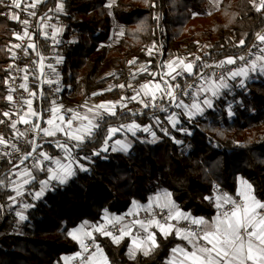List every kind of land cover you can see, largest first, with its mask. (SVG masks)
Returning a JSON list of instances; mask_svg holds the SVG:
<instances>
[{
    "label": "trees",
    "instance_id": "16d2710c",
    "mask_svg": "<svg viewBox=\"0 0 264 264\" xmlns=\"http://www.w3.org/2000/svg\"><path fill=\"white\" fill-rule=\"evenodd\" d=\"M57 1L46 0L44 9L55 7ZM207 3L117 0L112 14L124 27V35L117 44L109 45L113 16L108 0H64L65 12L58 15L67 19L69 26L61 43L43 40L45 53L54 49L64 56V89L59 102L83 110L87 101L116 99L118 86L131 80L128 72L132 59L150 63L152 70L158 68L161 53L149 55L154 44L163 45L162 60L208 45L196 61L193 74L177 79L182 87L203 65L244 56L264 30V0H222L212 12L205 10ZM10 4L11 0H4V6H0V12L7 13L0 15V136L16 145L18 135L4 115L9 107L6 78L9 48L23 27L9 18L14 8L8 7ZM150 77L151 73H142L132 81L142 83ZM36 81L34 77L31 90H36ZM111 85L115 87L111 89ZM44 96V109L48 110L52 104L47 91ZM214 102L193 121L183 120L179 131L165 134L157 127L156 143L146 134L135 140L130 151L94 155L104 145L110 126L131 121L148 124L154 116L145 108L142 113L119 111L107 117L93 138L75 149L79 157H90L88 169L77 170L66 183H56L24 211L26 220H19L15 205L8 199L13 195L12 184L0 188V205L4 206L0 208V264H54L62 255L79 249V243L69 235L71 229L82 222L97 225L105 211L120 215L133 202L144 204L160 190H169L184 211L208 219L217 212L213 187L221 185L234 195L240 176L251 182L257 199L264 201V76L249 79L244 87L234 82ZM44 148L52 156L59 154L51 144ZM8 167L2 166L0 178L12 181L13 170L3 173ZM37 184L29 188H37ZM97 238L109 264H165L169 249L181 242L175 235L165 239L157 233L159 247L133 258L128 254V239L117 244L109 236Z\"/></svg>",
    "mask_w": 264,
    "mask_h": 264
},
{
    "label": "snow or ice",
    "instance_id": "6c2138e0",
    "mask_svg": "<svg viewBox=\"0 0 264 264\" xmlns=\"http://www.w3.org/2000/svg\"><path fill=\"white\" fill-rule=\"evenodd\" d=\"M0 6H4V0H0ZM110 6V5H109ZM8 7L20 8V0H11V4ZM25 11L28 16H36L35 11ZM31 8L36 7V3L33 2L30 5ZM264 7V3L261 4ZM64 10L63 3H57L55 6V12H62ZM259 10V8L257 9ZM53 11V10H50ZM0 15H7V13L0 12ZM10 19L19 21L23 26V34H16L17 39L24 40L27 38L29 43L23 49L25 55L28 54V49L36 50V44L32 43V34L29 32L30 21L28 19L20 20L19 15L12 14ZM52 17H41L40 24L38 28L51 29V33L44 31V39H52L54 44L61 43L57 39L59 33L63 30L62 28L56 27V25L51 24ZM46 21H49L46 23ZM123 33H121L122 35ZM258 41L264 43V35H258ZM241 44L244 41H240ZM16 48H20V44L14 45ZM257 47V45H253ZM260 53L255 55V59L249 60L248 57L241 56L238 58H228L225 61H221L218 65L223 68L225 64L233 65L236 60L243 62V65L236 68L235 70H226L225 74L220 76L218 79L219 83L214 80L211 81L209 87L196 88V95L198 96L201 92L211 91L213 97H219L221 95L220 89H228L230 85L227 80H236L238 77L248 78L251 72L264 73V48L260 49ZM151 55V52H149ZM253 55V53H249ZM15 56V53H13ZM37 56L40 57V68L41 74L43 75L44 68V57L37 52ZM199 59V58H197ZM57 63L62 62V58L57 57ZM132 63V62H129ZM47 67L55 72L53 65L48 64ZM161 67H166L168 71L166 72H155L151 73L153 78L157 75L161 76V81L156 82L154 85L149 82L142 84L139 89L136 90V95L130 97L131 100H137L140 93H143L144 97L149 99L148 103L144 100H140V103L144 104L145 108L153 107L160 108V104L157 103L158 100L163 101L165 98L171 103H174L177 108L185 109L187 114L191 116L202 115L204 107L212 108V100L208 96L200 101L192 102L190 105L185 104L182 99L177 98V93L180 95H191V89L195 87L194 84H185L183 87L181 84L176 83L175 85L169 83V80L164 79V77H170L172 81H175L178 76L188 73L193 74V63H185L184 60L171 61L166 65H161ZM203 67H211V65H203ZM25 71H27L25 69ZM146 71V70H145ZM202 81L209 83L211 76L214 74H202L197 73ZM25 80L28 79L27 76L24 77ZM49 84L52 81H47ZM58 83V81H57ZM240 87H244V79L239 82ZM20 88L26 89V84H20ZM124 87V85H120ZM130 87V85H129ZM59 91V89H55ZM30 95H34L30 93ZM9 101L12 100V96L7 97ZM28 105L27 116L40 117V114L33 110L31 100L25 101ZM112 105L109 103L108 108L105 109V104L101 103L96 106L97 111L93 112V109L88 111L92 113L91 118L88 115L81 116L78 112H73L68 109L67 112L71 113L70 118L65 122V116L60 115L57 107L55 106V101L52 102L51 112L52 118L46 120L47 125L50 127L40 128L38 123L33 124L29 119L24 116L20 117V121L26 125H30L31 130L36 131L37 134L43 133L44 137H56L57 133H64L68 140L75 141L76 143L72 147H79L80 144L86 139L94 135L95 130L100 128L98 122L99 119L104 118L103 112L100 109H105L109 114L115 115L112 110ZM231 105H229V115H233L231 112ZM161 111H167V108H162ZM8 116V113H4ZM59 121V122H57ZM73 121H80L79 125L73 128ZM86 121L87 123H84ZM169 121L173 128L179 123V116L176 113H172L169 116ZM17 121H13L11 127L16 128ZM157 123H159V118H157ZM66 124V127L64 126ZM140 127L139 125H129L128 130L135 135V129ZM118 128H109L107 131V139L105 144L108 143V139H111L115 135ZM180 129H177L179 131ZM144 132H150V126H144L142 128ZM165 134H168L167 129H162ZM27 133H19V136H24ZM153 137H155V132H152ZM32 143V151L27 152L21 159V164L25 161L32 159L33 163L30 167H25L22 172L17 171L13 174L17 177L23 178V184L13 188L15 191V196H8V199L15 204L17 202V197L22 196L24 193L21 191L23 185H28L32 181L37 180L36 173L44 172L47 179L40 180V189L35 192V198L39 199L44 191L49 187L51 181L55 180L59 183H66L68 178L75 174L73 165L78 164L76 157L72 155L71 147L67 142L61 143L59 140H45V143H54L55 146L61 149L68 163H62L61 159L57 158L52 161V158L44 152H36V149L41 147L39 144ZM0 144H5L6 141L2 136H0ZM15 147V145H6ZM130 145L127 142L117 140L112 145V151H127ZM107 147L104 151H107ZM33 153H36L35 155ZM8 155V153H5ZM94 155H99V152L94 153ZM83 159L88 160L90 157H84ZM43 161H51L54 163L55 168L47 167L43 164ZM14 168H18V165H14ZM81 170H87L83 165H79ZM9 183L18 184V181H8L6 177L0 178V188H7ZM239 200L233 196L223 193L221 191L220 195L215 197V207L217 209V214L211 218V220L205 219L204 217H192L190 213H185L181 211L175 201L172 199V194L167 190H160L154 196L149 197L147 204H139V202H133L136 211L129 212L127 215L137 216L140 211H143L146 215L143 219H133L129 223L124 222V217L113 216L111 218L105 217V223L93 227V231L98 232L104 236H109L112 240L119 244L120 241L125 237H131V246L129 247L128 254L134 258L136 251H142L144 255H148L150 251H154L159 247L157 243V233L151 229L155 228L159 231L161 236L167 239L169 236L175 234V236L186 244H177L171 249H169V256L166 258L165 264H264V202L256 199L255 195L252 193V186L246 181L241 182V188L236 194ZM206 199H211L206 197ZM0 205V208H3ZM32 207V205L25 204L24 208ZM16 215L19 220L23 221L27 219V216L23 214L22 211H17ZM175 221V223H173ZM189 222L186 226L181 227L180 222ZM119 226V235L113 234L109 230L110 226ZM195 226V227H192ZM88 227L87 222L81 226V229L76 231L81 232V236L77 237L75 233H69L73 239H79L80 245L83 252H88L87 245L85 244V239H90L93 243L94 251L88 256L83 257L82 253H77V257H81L80 264H109L107 256L104 254L103 249L95 243V238L92 235V231H83L84 228ZM133 228H136V232L133 233ZM66 260L72 258H65Z\"/></svg>",
    "mask_w": 264,
    "mask_h": 264
},
{
    "label": "built area",
    "instance_id": "2783aa9c",
    "mask_svg": "<svg viewBox=\"0 0 264 264\" xmlns=\"http://www.w3.org/2000/svg\"><path fill=\"white\" fill-rule=\"evenodd\" d=\"M46 0H41L40 2H38V4L36 5V7L33 9L30 7H27V11H35L36 12V16H28L27 12L25 11L26 7H21L18 9V15L20 17V20H24V19H28L30 21V25H29V32L32 34V43L36 44V50L34 51L33 49H28V54L25 55L24 53V48L27 46V44L29 43V41L27 40V38H25L24 40H18L17 42H15L14 45L16 44H20L21 47L20 48H16L14 47V45H11L9 50L11 52V59L10 62L7 66V70H8V75L6 78V87H7V97L9 95L12 96V100L9 101L8 99V104L9 107L6 110L5 113H8L9 115L7 116L10 121L11 124L13 121H17L16 123V128L14 129L15 132L17 133V135L19 133H27L24 136H19L18 135V142L15 145V147H9L8 149L6 148L4 151L0 152V170L2 168V166L4 164H9V167L7 169H5L3 171V173L7 172V170H14L15 168L13 167L14 165H18V166H22V165H28L31 166V164L33 163L32 159L30 158L29 160L25 161L24 164H21V159L23 158V156L27 153L32 151V143L34 142L35 144H39L41 145V147H39L38 149H36V152H44L46 154H48L51 158L52 161H54L56 158L54 156H52L45 148L44 145L48 144L45 143V137L43 136V133H39L37 134L36 131L31 130L30 125H26L20 121V117L24 116V112L26 111L25 109L28 108L27 103H25V101H28L29 97H30V92L33 93V99L35 100V104L37 105V111L40 114V117L37 118V120H30L31 123L36 124L38 123L40 125V128L42 126V121L43 118L45 116H51L52 112H51V108L48 110L44 109V103H43V99L45 98V93L46 91L48 92V97H49V101L52 102L55 101V104H57L61 98V93L64 89V84H63V78H62V72H61V65L63 64L64 61V56L63 54L60 55L56 52V50L52 49L51 51H49V53H45L44 52V35H43V29L44 28H38L37 26L40 24V20L41 17H52L50 23L56 25V27L62 28L63 30H67L68 26H69V22L67 19L62 18L59 15H55L54 13H52L53 10L52 6L47 7L46 9H44V4H45ZM49 21H46V23ZM22 30H24V26L22 25ZM62 30V31H63ZM51 33V29L49 28L48 30ZM61 31L60 36L62 37L64 34ZM23 34V33H22ZM259 35H264V30L261 31V33ZM50 42L52 44H54L51 39ZM57 45V44H55ZM253 45H257V47H253ZM155 48H153L151 50L152 54H157V53H161L160 56V60L163 58V45H157L154 44ZM261 48H263V44L261 42L258 41V38L256 39V41L252 44V46L247 50V52L244 54L245 57H248L249 60L251 59H255V55H258L257 50H260ZM37 52L40 53L41 56H43L45 59L43 61L44 63V68H43V75L41 74V68H40V57L37 56ZM253 53V55H249V53ZM13 53H15V56H13ZM57 57L62 58V62L61 63H57L56 59ZM235 59V58H234ZM221 61H225L221 60ZM216 62V63H209L207 65H211V67H203L199 73L202 74H214V76H211V79H215V78H219L220 76L224 75L226 70H235L236 68L240 67L243 65V62L240 60H236V63L233 65H227L225 64L223 68L219 67L218 65L220 64V62ZM48 64L53 65V67L55 68V72H53L51 69H49L47 67ZM25 69L27 71H25ZM132 74L130 72H128V76L130 77ZM27 76L28 79L25 80L24 77ZM259 76L258 72L254 73L251 77L252 79H257ZM36 77L37 78V88L36 90H31V84L33 82V78ZM52 81L51 84H49L47 81ZM58 81V83H57ZM26 84L27 88L26 89H22L19 87L20 84ZM176 84V82H175ZM187 84H194L195 87L193 89L190 90V92L192 93L191 95H180L179 93H177V95L182 96L185 100V102L187 104H191L192 102H194V100L196 101V88L201 87L202 84H205L204 81H202V79L200 78L199 75H195ZM55 89H59V91H55ZM157 103H159V101H157ZM160 104V103H159ZM153 108V107H151ZM145 108L140 107V106H135V105H129L127 108L124 109L123 112H128V113H142L144 111ZM107 117H105L103 119L99 120V124L101 125V123L106 119ZM158 128L162 131V129H167L168 130V134L172 133V129L169 127V125L166 123V121H161L158 123ZM99 130L96 129L95 133ZM164 132V131H163ZM94 133V135H95ZM92 135L89 138H86L85 141L90 140L91 138H93ZM63 134H58L57 138H63ZM83 141V142H85ZM78 148V147H77ZM5 153H8V155H5ZM34 155L36 153H33ZM43 164L46 165L47 167H52L55 168L54 163H52L51 161H43ZM15 177V175H14ZM57 182L55 180L51 181L50 184V189H52L54 187V185ZM221 191L223 193H227V190L222 187L221 185H215L213 187V198H214V202H215V197L220 195ZM238 200V199H237ZM35 201H32L30 205L34 204ZM2 205V204H1ZM132 211H136V210H131L128 209L126 211H124L122 214H120V217H124V222L125 223H129L131 222L133 219H143L145 217V213L143 211L139 212V215L137 216H132V215H127L129 212ZM14 212H17V210H15ZM173 223H175V221H173ZM189 222H184L181 221L180 222V226L184 227L188 224ZM195 227V226H192ZM111 232H113V234L115 235H119V226H110L109 229ZM96 241V240H95ZM85 244L87 245L88 248V252H83L81 245L79 246V249L77 252H75L74 255V264H80V260L81 257H77L76 254L77 253H82L83 257L88 256L90 253H92L94 251V247H93V243L90 239H85ZM96 243V242H95Z\"/></svg>",
    "mask_w": 264,
    "mask_h": 264
},
{
    "label": "crops",
    "instance_id": "0c3cea01",
    "mask_svg": "<svg viewBox=\"0 0 264 264\" xmlns=\"http://www.w3.org/2000/svg\"><path fill=\"white\" fill-rule=\"evenodd\" d=\"M33 1H36V0H33ZM33 1L32 0H20V6L22 5V4H26V3H28V5H31L32 3H33ZM58 3V2H57ZM52 8H53V12L52 13H57V12H55L54 11V9H55V7H53L52 6ZM46 9V8H45ZM16 11H17V8H13L11 11H10V15L9 16H11L12 14H17L16 13ZM64 11H65V4H64V10L62 11V12H60L59 14H61V13H64ZM56 15V14H55ZM120 28H121V26H120ZM49 29H43V32L44 31H48ZM66 31L67 30H63L62 32H63V34H65L66 33ZM124 28H121V32H119V36H115V26H114V28H113V30H112V33L114 34V37L113 38H109V45H115V44H117L121 39H122V37H123V35H124ZM49 32V31H48ZM123 32V34L121 35V33ZM20 35H22V33H23V30H21L20 32H18ZM49 34H50V32H49ZM60 34H61V32L59 33V35L57 36V39L58 40H60V41H62V37L60 36ZM111 36H112V34H111ZM49 39H51V38H49ZM72 39H76V36L75 35H73V38ZM19 39H17V36H16V41L15 42H17ZM51 41H52V39H51ZM15 42H12V45H14L15 44ZM53 42V41H52ZM263 44V48H264V43H262ZM207 47H208V45H207ZM207 49V48H206ZM199 53V50H197L196 52H193V53H188V54H186L185 55V53H184V55H182V56H180V57H176V58H174V59H166V60H159V62H158V68L156 69V70H152L151 69V66H150V63H135V59H132L131 60V62L133 63L132 65V67L130 68V70H129V72L132 74L131 76H130V78H131V80L128 82V83H125V84H120V85H124V87H120V85L118 86V88H119V96L116 98V99H109V100H105V101H100V102H97V101H87L86 103H85V105H84V107H83V110H79V108L78 109H74V108H72V107H70V108H68L65 104H63V103H61V102H58L57 104H55V106L57 107V109H58V112H59V114L60 115H64L65 116V122L67 121V119L68 118H70V116H71V113L70 112H67V110L68 109H71L73 112H78L81 116H84V115H88L90 118H91V115H92V113H90L88 110L91 108V109H93V112H95V111H97V109H96V106L97 105H100L101 103H104L105 104V109H107L108 108V105H109V103H111V105L113 106L112 107V110L115 112V114L117 113V112H122V111H124V109L125 108H127L129 105H135V106H140V107H143L144 106V104H142V103H140V100H144L145 101V103H148L149 102V99L147 98V97H144L143 96V93L141 92L140 93V96H139V98L137 99V100H131L130 99V97H132V96H134V95H136V90L137 89H139L140 88V86L142 85V84H146V83H149V82H151L153 85L156 83V82H160L161 81V76H159V75H157L155 78H153V76L152 77H150V79L149 80H147V81H144V82H142V83H136V82H134V81H132V77H135L136 75H138V74H142V73H152V71H153V73H155V72H166V71H168V69L166 68V67H161V65L163 64V65H166L168 62H171V61H178V60H184L185 61V63H193V65H194V67H193V72H194V69H195V63H196V61L198 60L197 58H200L201 56H203V54H198ZM257 53L258 54H261L260 53V50H257ZM230 58H232V57H230ZM228 58H226L225 60H227ZM146 70V71H145ZM258 72V71H257ZM254 73H256V72H251L250 74H249V77L248 78H241V77H238L236 80H231V79H228L227 80V82H228V84L231 86L234 82H237V84H239V82H240V80L241 79H244V85L246 84V82L249 80V79H252V75L254 74ZM186 74H188V73H184V75H186ZM258 74H259V76H264V73H260V72H258ZM183 76V75H182ZM179 77H181V76H178L177 78H176V80L175 81H172L171 80V78L170 77H164V79H167V80H169V83H171V84H173V85H175V82L177 81V79L179 78ZM212 80H214L216 83H219V81H218V79L217 78H215V79H211L210 81H209V83H205V84H203V86L204 87H209V84L211 83V81ZM129 85H130V87H129ZM115 87V85H111L110 86V88L111 89H113ZM229 89V88H228ZM228 89H220V92H221V95H222V93L225 91V90H228ZM220 95V96H221ZM204 96H208L211 100H212V103H213V106H214V101L218 98V97H213L212 95H211V91H209V92H207V93H205V92H201L198 96L196 95V101L198 102V101H200V100H202L203 98H204ZM32 97H29V99L28 100H31V102H32V108H33V110H35L36 112H38L37 110V107H36V104H35V100L33 99H31ZM177 98L178 99H182L183 101H184V103L185 104H187L186 102H185V100H184V98L182 97V96H179V95H177ZM159 101V103H160V108H151V107H149V108H146V109H150L151 110V114L154 116L153 117V121L151 122V123H148V124H140V123H138V122H136V121H131V122H128V123H124V124H118V125H112V126H110L109 128H118V129H120L119 131H117L116 133H115V135L114 136H112L111 137V139H108V143L107 144H105L104 143V145L101 147V149H100V151H96V152H103V153H106V152H109V151H112V145L114 144V142L115 141H117V140H120V141H123V142H127L130 146L128 147V149H127V151H130L131 149H132V147L134 146V144H135V140L136 139H142V136L143 135H146V134H148L149 135V139H150V141H152V142H154V143H156L158 140H159V137H158V135H157V132H155L156 131V128L158 127V123H157V118H159V122H161V121H166V123L169 125V127L174 131V130H177V129H180L181 127H182V122H183V120H187V121H193L195 118H197L198 116H200V114H198V115H195V116H189L188 114H187V112L185 111V109H182V108H177L176 106H175V104L174 103H171V102H169L168 100H167V98H165L163 101H161V100H158ZM190 105V104H189ZM202 107H204V111H203V113L207 110V109H209V108H207L206 106H203L202 105ZM162 108H167V111H161V109ZM105 109H100L99 111H101V112H103V114L105 115V117H109V116H113V115H111V114H109ZM26 111L24 112V117L26 118V119H29V120H37V117H35V116H27L26 115V113H28V108L27 109H25ZM172 113H176V114H178V116H179V123L176 125V128H173L172 127V124H171V122L169 121V116L172 114ZM49 118H52V115L51 116H45L44 118H43V121L41 122L42 123V126H41V128H44V127H50L49 125H47V123H46V120L47 119H49ZM100 120V119H99ZM99 120H98V122H99ZM57 122H59V121H57ZM79 123H80V121H73V128H75V127H77L78 125H79ZM84 123H87L86 121H84ZM133 124H135V125H139L140 127H138V128H136L135 129V135H133L132 134V132L131 131H129L128 130V126L129 125H133ZM65 127H66V124L64 125ZM144 126H150L151 127V131L150 132H144V131H142V128L144 127ZM152 132H155V137H153V135H152ZM58 134H63L64 135V133H57V135ZM57 135H56V137H45V139L46 140H49V141H51V140H59L61 143H64V142H67L68 144H69V146L71 147V151H72V155L74 156V157H76L77 158V160H78V164H76V165H73V167H74V170H75V173L77 172V170H79L80 169V167H79V165H83L84 166V168H86V169H88V165H87V162L88 161H90V159H88V160H85V159H83L84 158V156H82V157H79L77 154H76V151H75V149H78L77 147H72V145H74L76 142L75 141H71V140H68V138L64 135L63 136V138H57ZM5 140V139H4ZM6 141V140H5ZM85 141V140H84ZM83 143V142H82ZM48 144H51V146H52V150L53 151H58L59 152V154L58 155H55L54 157L57 159V158H59V159H61V161H62V163H68V159L66 158V156H65V153L61 150V149H59V148H57L56 146H55V144L54 143H48ZM6 145H10L9 144V142H7L6 141ZM5 144H0V152L1 151H4L6 148H8V147H11V146H6ZM105 147H107V151H104V148ZM127 151H124V152H127ZM95 152V153H96ZM25 167H30V166H28L27 164L26 165H22V166H19L18 168H15L13 171H12V174L14 173V172H17V171H20V172H22V170L25 168ZM14 175V174H13ZM36 175H37V180H35V181H32V183H34V182H37L38 184V186H37V188H34V189H30L29 188V186L32 184V183H30V184H28V185H23V187L21 188V191L24 193L22 196H20V197H17L16 199H17V202L15 203V204H13L11 201V204L12 205H15V207H16V210L17 211H22L23 212V214H25L24 213V211L27 209V208H24V205L25 204H31V202L32 201H36V200H38L37 198H35V192L36 191H39V189H40V184H39V181L40 180H45V179H47V176H46V174L44 173V172H38V173H36ZM44 176L42 179L40 178V180H39V177L40 176ZM72 177V176H71ZM70 177V178H71ZM70 178H68V179H70ZM12 181H18V184H12L11 185V189H12V191H13V188L14 187H17V186H19V185H22L23 184V178L22 177H17V176H15L14 178H13V180ZM68 181V180H67ZM242 181H246L248 184H250L251 186H252V193H253V195H255L254 194V187H253V185L251 184V182L248 180V179H246V178H244V177H242V176H240L239 178H238V186H237V190H236V193L233 195V194H228V195H230V196H233L234 198H236V199H238L239 200V197L236 195L237 193H238V191H239V189L241 188V182ZM57 183H59L58 181H56ZM51 184V183H50ZM50 189V185H49V187L44 191V193H43V195L40 197V198H42L46 193H47V191ZM165 190H167V189H165ZM168 192H170L169 190H167ZM171 193V192H170ZM172 194V193H171ZM16 195V193H15V191H13V195L12 196H15ZM155 195V194H154ZM153 195V196H154ZM256 197V196H255ZM39 198V199H40ZM172 199H173V197H172ZM256 199H257V197H256ZM174 200V199H173ZM137 202V201H136ZM261 202H264V201H261ZM148 202H146V203H144V204H147ZM139 204H141V203H139ZM143 205V204H142ZM179 207V206H178ZM29 208V207H28ZM179 209L181 210V211H183V212H185V213H190V212H186V211H184L183 209H181L180 207H179ZM131 210H136L135 208H134V204H132L131 205ZM191 214V213H190ZM216 214H217V212H216ZM215 214V215H216ZM214 215V216H215ZM108 217V218H111V217H113V216H116V217H120L121 215H117V214H115V213H112V212H110L109 213V211H105L104 212V214H103V217H102V220H101V222H99V223H97V225H96V223L95 224H91V223H89V222H87V224H88V227H86V228H84L83 229V231H92V235H93V237L95 238V242H96V244H98L99 246H100V244H99V242H98V236H104V235H102V234H100V233H98V232H95V231H93V227H95V226H98V225H101V224H104L105 223V217ZM191 216L192 217H195V216H193L192 214H191ZM214 216H212V217H214ZM198 217H201V216H197V218ZM211 217V218H212ZM205 218V217H204ZM211 218H205V219H208V220H211ZM85 224V222H82V223H80L76 228H73V229H71V231H70V233H75V235L77 236V237H80L81 236V232H79V231H76V230H78V229H81V226L82 225H84ZM109 229H110V227H109ZM136 228H133V233H135L136 232ZM152 231H155L156 233H159V231L157 230V229H155V228H153V229H151ZM173 235H175L174 233H173ZM71 236V235H70ZM72 237V236H71ZM73 238V237H72ZM111 238V237H110ZM124 239H128L129 241H130V246H131V237H129V236H125L121 241H123ZM179 239V238H178ZM76 242H78L79 243V245H80V240L79 239H74ZM181 240V239H180ZM120 241V242H121ZM114 242V241H113ZM178 244H186V242L185 241H182L181 240V242L180 243H178ZM177 245V244H176ZM129 246V247H130ZM101 247V246H100ZM102 248V247H101ZM103 249V248H102ZM103 252H104V254L106 255V253H105V251H104V249H103ZM152 251H150L149 253H151ZM138 253H143L142 251H136L135 252V255H137ZM144 254V253H143ZM74 255H75V252L74 253H72L71 255L70 254H64V255H62L61 257H60V259L58 260L57 259V261L54 263V264H74V262H73V260H74ZM107 256V255H106ZM72 258V259H69V260H66L65 258ZM108 258V257H107ZM108 261H109V259H108Z\"/></svg>",
    "mask_w": 264,
    "mask_h": 264
},
{
    "label": "rangeland",
    "instance_id": "374dc122",
    "mask_svg": "<svg viewBox=\"0 0 264 264\" xmlns=\"http://www.w3.org/2000/svg\"><path fill=\"white\" fill-rule=\"evenodd\" d=\"M33 1V0H32ZM41 0H36V1H33V2H35L36 3V5L38 4V2H40ZM116 1L117 0H108V7H109V10H110V13L112 14V7L115 5V3H116ZM221 1L222 0H208V3H207V5H206V8H205V10L207 11V12H212V11H215L216 9H218L219 8V6H220V3H221ZM58 3H63L64 4V0H58L57 1ZM110 5V6H109ZM26 6H29L28 5V3H24V4H22L21 5V7H26ZM18 9L19 8H17V11H16V13H18ZM65 12V11H64ZM60 12H57V13H55L56 15H58ZM18 15V14H17ZM112 16H113V14H112ZM112 24H113V28H114V26H115V36L117 35V36H119V32H121V28H124L122 25H119L120 23L115 19V17L113 16L112 17ZM120 26H121V28H120ZM124 32V31H123ZM122 32V33H123ZM114 37V34L112 33V36H111V38H113ZM154 48V46L152 47V49ZM206 48H208L207 47V45H205V44H202L201 45V47H200V49H199V53L198 54H204L205 52H206ZM151 49V50H152ZM186 54H188V53H185V55ZM31 93V92H30ZM30 97H32L31 99L33 100V95H30ZM33 102V101H32ZM68 108H70V107H68ZM143 108H145L144 106H143Z\"/></svg>",
    "mask_w": 264,
    "mask_h": 264
}]
</instances>
